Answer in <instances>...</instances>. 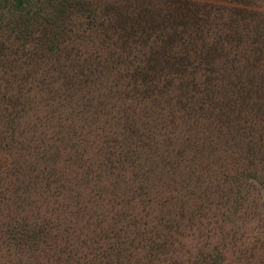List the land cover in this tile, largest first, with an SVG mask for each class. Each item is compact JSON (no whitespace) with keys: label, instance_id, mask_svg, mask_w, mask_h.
I'll list each match as a JSON object with an SVG mask.
<instances>
[{"label":"trees","instance_id":"obj_1","mask_svg":"<svg viewBox=\"0 0 264 264\" xmlns=\"http://www.w3.org/2000/svg\"><path fill=\"white\" fill-rule=\"evenodd\" d=\"M0 3V150L28 152L36 159L32 170H37L33 177L25 174L26 159L14 153L16 162L6 175L16 181L21 174L32 180L30 186L41 182L47 190L42 199L36 198L38 190L32 197L23 179L7 194L1 187L6 175L0 172V248L27 249L29 264H81L84 250L78 246L88 248L87 256L102 240L93 228L113 221L112 229L129 236L137 232V237L96 248L95 259L106 264L116 259L140 264L144 259L150 264L170 244H160V237L148 230V219L130 210L136 204L156 210L146 203L149 192L156 198L160 187L172 189L177 201L187 191L188 198L199 200L198 208L209 211L215 205L224 216L238 209L234 204L240 208L249 202L250 188L242 189L259 181L262 168L254 165L264 164V0H136L126 11H105L100 5L96 10L91 3L82 11L70 0ZM80 13L85 20L76 25ZM191 53L217 71L189 67ZM125 64L129 70L117 72ZM186 88L193 93L183 103L180 92ZM123 104L127 110L121 125ZM182 129L190 144L200 141L206 152L209 145L202 162L181 158L184 151L178 150L167 156L173 168L168 178H158L155 185L145 181L156 171L160 174L159 159L149 163V170L127 175V159H157L159 137L179 142ZM227 154L238 156L236 165L227 161ZM3 160L0 169L5 168ZM97 178L104 196L116 195L104 211L94 201L92 217L100 225L74 197ZM196 180L200 185H193ZM74 202L79 204L75 210ZM172 204L164 203L161 218L155 219L184 249L180 238L190 240L195 234L182 232L190 224ZM203 217L198 209L189 218L191 225L195 219L207 227ZM142 228L147 231L140 232ZM200 241L182 264H217L216 249L205 252L210 238L196 254Z\"/></svg>","mask_w":264,"mask_h":264},{"label":"rangeland","instance_id":"obj_2","mask_svg":"<svg viewBox=\"0 0 264 264\" xmlns=\"http://www.w3.org/2000/svg\"><path fill=\"white\" fill-rule=\"evenodd\" d=\"M49 0H33V3L35 4V2H37V5H42L48 4ZM71 3L74 5V8L76 9H80L83 11H85L86 9H90L88 6H90V4L88 5V3H91L93 8L96 9L97 5H100L101 8H106V10H113V8L115 9L116 7H119V9L122 10L123 9L126 11L127 9L125 8L126 5L130 6L131 5V1L135 2L136 0H70ZM116 5H115V4ZM137 4V3H136ZM0 6H3L0 3ZM99 7V8H100ZM98 8V9H99ZM2 10V9H0ZM97 10V9H96ZM4 11V10H3ZM1 12V11H0ZM89 12V11H88ZM86 12V13H88ZM3 13V12H1ZM83 13H80L78 16L76 15L75 17V24L79 25L82 21L84 22L85 18L80 17V15ZM80 17V18H79ZM7 36V35H6ZM246 42V41H245ZM244 42V43H245ZM243 43V44H244ZM195 54L191 53L190 55V66L191 68H196L197 70L200 69L201 71L205 70V69H210L209 66L206 67L205 64H202L200 62L199 59L193 57ZM127 66V67H126ZM121 70V72H126L127 70H129L128 65H124L123 68L118 67L117 72H119ZM210 70L213 71H217V68H211ZM187 82L183 83L182 86H186ZM199 85V84H198ZM199 87V86H197ZM187 89H183L184 91L181 90L180 94L182 95L181 98L183 100V103H187L188 98H189V94L191 95L193 93V90H191L190 92L187 91ZM116 91L118 92V88H116ZM188 92V93H187ZM185 94V95H184ZM115 102V99H113V103ZM124 103V102H123ZM124 107V109H122V112H120V116H118V121L121 123V125H123V120L125 117V111L127 110L126 105L123 104L122 108ZM126 109V110H125ZM150 113V111H149ZM169 130H167L168 132ZM186 132L184 129H182V131L179 134V142H176L174 137H173V143H171L172 140V136L171 139L168 138H163V135L161 137H159V142H160V150L158 151V158L155 160H145L144 162H140V161H136L137 157H135V159L133 157H131L130 160L127 159V163L123 166V168H128L130 170H126L127 175H134L137 176V174L139 172H143V171H147L149 170L148 168L151 167V165H149V163L157 161L159 159V165L161 168V172L159 174V171H156L155 174H150V177L146 178L145 183L148 185L154 184L156 183L157 179L160 177H164V179H167V174L170 173V169L173 170V168L170 165V160L169 157L171 158V156H176V153L178 152V150H180L181 152L184 151L183 153H179V157L181 158H186V159H193V157H198V159H200V161L202 162L205 158V156H208L209 153V145H208V151L206 152V147H204V145L202 146L201 142L199 141L196 144H190L189 142H187V137H186ZM25 144L28 145L27 142H24ZM23 147V145L21 146ZM119 153L121 152V149L119 148L117 150ZM205 151V152H203ZM125 152V151H124ZM196 152H199V156L196 155ZM14 153H18L16 157H20L22 158V160L26 161L23 164V169H25V174L27 173L28 175H31V177H33V174H37L36 171L32 170V166L34 164H36V159L35 158H30L28 155L29 153L24 151V152H13V151H2L0 150V160L2 158L5 159V161H1L4 165L5 168H1L0 172H2L4 175L11 173V165L13 163L16 162V159L14 157H12V155ZM90 159L91 160H95L96 156L95 155H90ZM169 156V157H167ZM200 156H204V157H200ZM228 156L227 161L231 164L236 165L237 161H238V156L237 155H231L229 156L228 154L226 155ZM42 157V156H41ZM40 157V158H41ZM163 157V158H162ZM120 158H124L120 155ZM180 159V158H179ZM136 162V163H135ZM135 163V164H134ZM147 164V166L142 169V170H136L137 169V165L141 166V165H145ZM196 166V170L201 169L200 167L202 166H197L196 164L194 165ZM257 168H262V172L260 174V178L258 175V179L259 181H252V182H248L245 183L244 188L242 189L243 192H247L248 189L250 192V198H249V202H243L242 206H240V208L238 207L239 205L234 204L235 207H237V210L234 211H228V213L224 216L223 214H220L221 212H219L216 208L215 205H209L208 209L209 211H206L202 208H198L199 205V200L196 198V200H193L191 198H188V192H184L187 193V195L185 194V198L184 200L179 199V200H175L174 197L176 196V194H174V192L171 190L166 191L165 188L160 187L159 190L156 193V198L155 195L152 192L150 193V199L146 200V203L148 204H154L156 205L157 209L156 210H152V205H139L136 204V206L130 210H133L136 214H140L143 217V221H145L146 219H148L150 226L148 227V230L154 231V234L157 237H160V241L162 242L160 244L163 245V243H165L167 245V242L170 244L167 248H165V253L163 254V257H161V259L159 260V256L160 253L158 254V258H154L153 257V262H151L150 264H182L181 260H183V258L193 249V247H195V244L197 243V239L200 240V243L196 246L195 251L196 254L199 253V251L201 250V248H203V245L207 244L208 239L210 238V242L211 244L206 246V250L205 252L209 251H214V249H216V251L214 252V260L215 262H217V264H264V164L260 165L258 163V165H254ZM94 167V164H93ZM148 167V168H147ZM39 169V167L37 168ZM94 169H97L94 167ZM122 169V168H121ZM132 169H135L136 171H132ZM123 170V169H122ZM138 171V172H137ZM120 172V171H119ZM94 174H98V172L96 170H94ZM116 174L120 175L119 173L116 172ZM159 176H155L158 175ZM10 175V174H9ZM10 177L6 175V179L3 180L2 184V192L6 191L7 194H11V192L13 191V188H17L14 183H19L20 185L22 184L23 178L20 175H18L17 180L15 181L14 178L11 179L10 181ZM98 177V175H97ZM100 179H96V181L91 182L89 184H85L82 186H85L83 188H81V192L76 193V195L74 197H77V200H81L82 203L85 205L86 210L88 212H90L88 215V217H90L95 223L98 221H100V223L98 225H100L102 222L101 220L95 216V218L92 217L93 215V210L95 207L94 201L98 200L99 202H97L98 206L101 211H104L106 206L105 204H107L109 201L110 196L116 198V195H112V194H107V196H104L103 192H102V188L101 185H98ZM207 181V178H204V181ZM25 179V184L26 186H29V190H31L30 194L32 197H34L37 192L36 190H38V194L36 196V198L38 199H42L43 198V194L45 192H47L46 188L44 187V185L40 182L38 185H33L30 183H32V180L28 181ZM104 181H106V178L104 179ZM106 183V182H105ZM252 183V184H251ZM164 185V184H162ZM193 185L194 186H198L200 185V182L193 181ZM207 185V184H206ZM69 187V186H67ZM206 187V186H205ZM24 189V188H22ZM69 189V188H67ZM10 192V193H9ZM42 192V193H41ZM71 194V193H69ZM93 197V199H91ZM103 197L106 198V200H103ZM69 198H71V196L69 195ZM50 202L54 201L55 199L53 197L49 198ZM150 201V202H149ZM166 202H170L167 203ZM166 204L167 206H171L172 207L174 205L175 209L177 212H179L181 215H184L186 220L189 222L190 224V228L188 229V227L183 226L184 230L182 232L184 233H188L190 235L195 234L190 240H184L183 238H180L181 243L184 245V249H182L181 245L179 244L177 239H174L172 236H168L167 231L165 229L162 230V227L159 225L158 221L155 219L161 218V209L160 207H163V204ZM3 206H5V204H1ZM76 205L79 204L78 202H74L72 203V207H74L73 209H77ZM83 207V206H82ZM108 207H111L108 204ZM107 207V208H108ZM65 209V208H64ZM198 209L199 211L203 214H206V217H203L202 219H204L205 221H208V226L204 227V226H199V224L196 222V220L194 219V227L191 225L192 224V220L190 222L189 218L192 219V214H197L198 213ZM80 210V209H79ZM207 212V213H205ZM153 214V215H152ZM173 214V213H172ZM34 215H40V212H34ZM152 216V217H151ZM113 223V221H112ZM112 223L111 224H107V223H102L101 227L100 226H96V228H93L95 231V234H102V240L100 241V243L96 246H94L93 248H89V254L87 256H85L87 253L88 248L86 246H78L79 248H82L84 250V254H80L82 255L80 258V263L81 264H106L105 259L101 258L102 261H98L95 259V255H97V253H99L98 251L96 252V248H101L102 246H106L109 247L110 244L116 243V242H120V240H126L129 238H133V237H137V232L132 233V236L129 235H122L123 233H121L119 228H111L112 227ZM1 225L0 224V231H1ZM192 227V230H191ZM206 228V229H204ZM134 228H132L133 230ZM112 230V232H111ZM120 230V231H119ZM124 230V229H123ZM143 231H147L144 230L143 228L140 229V232ZM165 230V231H164ZM5 231V230H4ZM204 231V232H202ZM131 233V232H130ZM227 234L228 237L227 239H225V237L221 236L222 234ZM104 234V235H103ZM122 237H121V236ZM221 236V237H220ZM216 242L219 243V245H216ZM80 243L84 244V240L83 238L80 240ZM3 244H1V248H0V264H29L27 257H30V252L27 249H20L19 250L17 248H14V245H12V249L6 247L5 245L3 246ZM210 246V247H209ZM189 247L188 252H185V248ZM167 252V255L165 256ZM129 253H132L134 255V257L136 258V252L135 251H130ZM102 254V252H101ZM131 254V255H132ZM132 255V256H133ZM216 255L221 256L222 255V259H219L218 257H216ZM24 259V260H23ZM136 259H140V256L138 255ZM180 260V261H179ZM56 261H52V264H54ZM100 262V263H99ZM128 260H121V263L118 259H116L114 261V264H129L127 263ZM148 262L144 259L141 260L140 264H147Z\"/></svg>","mask_w":264,"mask_h":264}]
</instances>
